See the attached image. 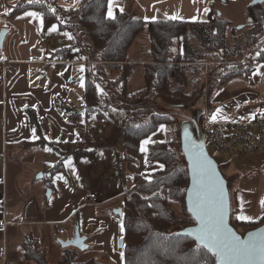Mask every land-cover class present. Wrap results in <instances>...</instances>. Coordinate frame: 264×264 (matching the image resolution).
Wrapping results in <instances>:
<instances>
[{
	"label": "crops",
	"instance_id": "1",
	"mask_svg": "<svg viewBox=\"0 0 264 264\" xmlns=\"http://www.w3.org/2000/svg\"><path fill=\"white\" fill-rule=\"evenodd\" d=\"M18 1L0 0V32L8 31L3 48L0 49V157L3 156L6 162V168L4 166L0 171V189L2 188V192H4L2 183L5 172L9 173L11 169V163L22 165L24 175L21 178L24 184H22L23 189H20L18 182V188L14 189L10 195L6 191L7 201H4V193L0 192V199L2 197V204L4 203L1 209L2 215L5 207L8 211L6 219L12 223L7 226L6 241L4 240L0 247L3 245L6 247L8 264H12L15 258L22 259L19 260L20 264H36L24 259L21 248V243L32 235L46 249L49 259L52 256L51 249L45 248L44 242H50L53 245L52 251L56 252L53 257L59 262L63 250L67 248L61 247L59 251H56L54 249V245H57L56 240L60 237L66 239L64 242L73 239L77 228L75 222H78L81 235L87 238L86 244L89 246L86 250L78 249L77 256H84L91 248L94 252L100 253L98 257L106 258V261H100V258L97 260L94 257L91 258L99 263L106 264L110 259V264H125L123 250L116 251L117 240L124 236V230L121 231L122 216L113 211L117 208H124L125 196L135 190L136 176L149 175L162 169L163 165L160 163L150 164L147 161L148 151L146 154L141 150L139 153L130 152L123 142L121 143V148L122 144L123 148L118 147L117 150L113 139H110V148H113L105 151L108 161L97 178H94L92 174L90 180L85 183L71 182L63 177L54 179L55 172L51 173L53 168L49 167L45 160L49 152H56L59 155L61 152L58 149L57 151H48L40 145L26 146L25 143L36 142L40 137L55 145L79 143L83 145L80 154L66 153L63 158H69L70 155L71 157L74 155L75 158L83 155V157L91 159L87 166L94 167L98 165L96 163L97 153L92 147L96 142H100L95 131L101 130L102 133H107L101 136L107 139L116 136L115 127H118L113 122L97 125L94 124V121L89 123L91 116L88 117L85 114L87 102L84 90L85 70L88 62L84 61L78 53L54 59L70 58L74 61L72 64L49 62L52 59L50 58L51 54L56 50L77 46L75 39H69L64 34H70L72 31L62 29L59 25H57L56 31H50L55 25L46 30L45 23L41 28L39 21H33L26 15L28 11L9 18L11 6ZM57 1L58 5L69 8L77 7L82 0ZM252 1L114 0L113 2V0H109L107 15L109 4L112 3L113 16L122 9L142 16L147 21L162 18L172 19V17L191 22L206 21L211 6L214 5L220 15L231 21L232 26L238 27L248 23V7ZM140 36L128 52L129 63L134 65L132 73L139 70L137 86L131 85L133 77L131 73L127 89H121L123 99L127 98V102L137 104H140L138 100L142 96L136 93L144 87L143 66L150 63L151 60L149 35L148 37L144 35L141 43L138 41ZM142 40L145 41L142 42ZM74 49L77 50L75 47ZM132 51H134V57L130 55ZM1 61L7 63L4 65ZM102 65L104 66L103 63ZM114 66L116 65L114 64ZM81 68L84 69L83 72L80 71ZM112 70L119 71L118 68ZM251 78H253L251 81L230 80L222 88L216 89L208 97L211 116L216 115V120L219 121H240L264 113V109H261L264 105L261 103L249 107L240 106L239 100L246 93L260 92L261 87L258 85L264 79V64L254 71ZM73 91L83 92L78 107L73 102L74 94H76ZM107 94H111V92ZM133 99L136 101H132ZM141 102L144 101L141 100ZM141 106L136 105L137 108ZM68 107L80 111L81 115L78 120L70 119L65 113V109ZM28 108L36 112L40 132L26 111ZM204 109L205 96L203 111ZM218 110H221L219 114ZM33 129H35V133H33ZM164 132L165 128L160 127L156 133L145 140L151 141L149 145L155 141H165ZM122 135V133H118L117 137ZM238 154L240 157L234 161V170L230 165L224 167L225 171L229 168V180L234 181L233 192L234 189H238L236 216L240 221H259L264 216V154ZM127 156H131L133 160L128 161ZM124 165L134 179L132 186L121 191L106 189L104 183L109 182L113 175L116 178L123 176L120 167ZM242 165H245L246 168L239 171L237 167ZM64 169H66L65 166ZM36 171L51 173L48 185L37 180ZM236 174L238 178L234 177ZM12 176L20 179V175L15 174L14 170ZM48 189L51 190L49 197H47ZM90 193H97L100 196L97 205L86 204L85 198ZM118 199H121V202L116 204ZM20 216L25 217L27 223L15 224ZM243 217L249 219H243ZM23 227H27L25 232H22ZM61 228L65 230L64 234H60ZM61 241L63 240H60V243ZM88 260L90 259H77L78 262Z\"/></svg>",
	"mask_w": 264,
	"mask_h": 264
},
{
	"label": "trees",
	"instance_id": "2",
	"mask_svg": "<svg viewBox=\"0 0 264 264\" xmlns=\"http://www.w3.org/2000/svg\"><path fill=\"white\" fill-rule=\"evenodd\" d=\"M108 3L109 0H82L77 7L66 8L58 5L57 0H41V3L19 0L11 6L8 17L14 18L23 12L35 11L43 16L46 30L53 25L72 31L76 28L81 30L86 41L75 38V43L82 54L80 57L88 62L84 83L87 102L85 114L99 119L110 116L112 122L122 130L128 151L139 153L143 140L156 133L161 126H168L170 137L165 141H155L148 147L147 161L150 164L160 163L163 168L149 175L136 176L135 190L124 198L122 250L125 264H218L215 256L205 247L198 246L191 237L179 234L181 229L195 223L185 203L189 174L180 145L182 128H177V120L169 115H147L146 109L141 107H118L109 99L110 94L109 98L106 95L105 101L112 109L107 110L108 113L98 109L96 104L100 102V93L97 87L99 83L106 86V82L104 70L97 62L103 63V68H118L120 73L115 84L122 85V89L126 90L134 68L129 63V49L147 31L151 60L143 66L145 85L136 94L145 96L148 91H156L193 102L197 97L193 85H189L190 91L185 93L177 84L183 83L184 74L196 68L203 70L197 63L209 61L214 58L213 54L220 61L244 58L239 64L220 68L214 80V91L234 78H251L254 71L264 64V4L249 5L248 16L251 22H248L246 30L239 32L237 27H231V21L218 13L214 5L211 6L208 20L191 22L170 18L147 21L128 11H119L114 18H110L107 15ZM51 9H55V13ZM73 20H77L78 25L72 23ZM249 48L252 49L245 56ZM73 53H78L74 47L62 48L53 52L50 58L68 57ZM142 100L146 99L143 97ZM26 111L40 132L36 112L29 108ZM65 113L72 120H78L81 115L80 111L69 107ZM25 144L40 145L45 149L56 146L42 137L36 142ZM63 146L75 147L76 154H80L83 148L79 143ZM126 159L133 160L131 156ZM61 169H64L63 161L51 173ZM237 190L234 189L231 197V223L243 233L264 224V216L259 221H240L236 216ZM174 203H178L180 208H175ZM75 224L78 227V222ZM21 248L26 261L50 264L46 249L34 236L27 237L21 243ZM77 253V248L64 249L58 264H102L94 259L78 262Z\"/></svg>",
	"mask_w": 264,
	"mask_h": 264
},
{
	"label": "rangeland",
	"instance_id": "3",
	"mask_svg": "<svg viewBox=\"0 0 264 264\" xmlns=\"http://www.w3.org/2000/svg\"><path fill=\"white\" fill-rule=\"evenodd\" d=\"M72 23H75L76 25H78V21L77 20H73ZM247 24L245 23L244 27L239 30V32H242L244 30L247 29ZM56 27H58L57 25H55ZM234 28H236V26H232ZM230 29L228 30V34H229V38H230ZM72 31V30H71ZM81 30H79L78 28L75 29V31H72L70 33L71 37L73 39L75 38H80V40L82 42H85L86 39L82 36V32ZM142 36H140L141 38L138 40L141 43V39H143V37H145L144 35H146V37H148V32L145 31L143 32V34H141ZM149 39V38H148ZM85 40V41H83ZM145 40H142V42ZM138 42V43H139ZM231 43V42H230ZM70 44V43H69ZM78 51L79 55L81 54L79 47L78 46H74ZM136 47V46H134ZM252 48H249L247 50V53L245 54V56L248 55L249 51ZM75 51V52H76ZM82 55V54H81ZM132 57H134V51L131 52L130 54ZM223 55V54H222ZM214 58L210 59L209 61L207 60L206 62L203 63H197L198 65H201L203 67V70L196 68L195 71H190L187 74L183 75L184 81L183 83H181L180 85L177 84V86H181V89H183L185 91V93L190 91V86L193 85V88L196 89V93H197V97L193 102L187 101L186 99H183L179 96H170V95H163L160 94L156 91H148L147 93H145V96H142L138 102H140V104L137 103H129L126 100H128L127 98L123 99L122 98V88L120 84H115L116 79H118V75L120 73V70L117 71H113L112 69L110 70H106V68L102 67V64L98 63V66L101 67L104 70L105 73V82H106V86H101V83L98 84V91L100 93V102L98 104H96V107L99 109H102L103 111H105V113L107 112V110L109 111V104L105 101V98H107L108 94L107 92H111L110 94V98L108 96L109 99H112L115 102V105H119L118 107H120L121 105H126V109L128 108H132L136 107V105H142L141 108L146 109L145 111H147V115H149L150 113H154V114H161V115H169L171 116L175 121L177 120L176 124H177V128L179 127L182 128L183 126H191V127H195V121H197L198 123L201 122V118L203 115V103H204V96H205V100H206V96L210 97L215 89L216 83H215V79H217L219 72H220V68L223 67L224 65L226 66H233L236 64L241 63L242 61H244V58L240 59V60H234L232 58H227L224 61H220L216 58V54H213ZM90 64H92L93 62H89ZM139 73V70H135L132 74V82L131 85L132 86H137V75ZM253 78H234L233 80H244V81H251ZM145 85V84H144ZM259 87H261L260 92L256 91V93H246L244 96L241 97V99L239 100L240 106L242 107H249V106H254L256 104H263L264 105V79L259 83L258 85ZM118 88V89H117ZM102 90V93L101 91ZM76 94H74L73 97V102L75 104V106H79V102L81 99V95H83V92L78 93L77 91H73ZM107 95V96H106ZM145 98L146 100L144 102H141L142 98ZM132 101H136L135 99H133ZM70 102V101H69ZM67 102V103H69ZM118 103V104H117ZM100 105H103L104 107H101ZM107 106V107H105ZM124 108V107H122ZM142 109V110H143ZM264 109V106L261 108ZM108 113V112H107ZM110 116H106V118L103 119H99L97 117H95L94 115L89 117V123L94 121V124H102V123H106L107 120H109V122H112L113 120L111 119ZM99 126V125H98ZM162 128H165V132H164V140H167L170 137V133L168 132V126L167 125H163L161 126ZM116 133H115V137H111V138H107L105 139V137H101L102 135H106L107 133H102V131L100 130L99 132L95 131L94 134L98 137L100 142H96V144H94V146L92 147L95 151H96V163L98 164L97 166L94 167H88V163L91 162V159H89V157H83V155H79L75 158V156L73 155V157L66 158L64 159L63 156L66 153H75V147H67V146H63V145H56L53 147H47L48 151H57V149L61 152V155H59L58 153L54 152H49V154L46 157V162L48 164V166L54 168L55 166L60 165V162L63 161V164L65 166L66 169L64 170H58L54 173V179L56 180L59 177H63L66 180H69L71 182H76V183H85L86 181L90 180V176H92V174L94 175V178H97L101 173H102V169L104 168L105 163H107L108 159L105 155V151H109L110 149H112L113 147L110 148V139H113L114 141V146H116V149L118 150V147L121 148V143H124V138L123 135L121 137H117L118 133H122V130L120 128H116ZM59 146V147H58ZM122 148H123V144H122ZM121 148V149H122ZM47 151V152H48ZM209 152L211 153V155L214 157V159L219 163L222 172L224 174V176L227 178L228 182H229V188L231 191V197H232V192H233V180H229V174H230V170L228 168L227 171H225V165L227 166H232L233 170H234V161H237V157H240L239 154L237 153V151L233 152V153H220V152H216L214 149H212L211 147H209ZM121 160L124 164V161L121 157ZM238 165V164H237ZM5 166L6 168V162L4 160L0 161V171H2L3 167ZM236 166V164H235ZM249 166V165H248ZM247 166V167H248ZM22 165L20 163H11V169L9 171V173L5 172V178L4 181L2 183V187L4 186V192H2V188L0 189L2 193H4L3 195L5 196L4 201H7V196H6V191L7 194L10 195V193H12V191L14 189L18 188V182L20 189H23L22 184H24L23 179L21 178L24 175V171L21 168ZM122 168V169H121ZM239 171H242L246 168L245 165H242L240 167H237ZM120 169L123 171V176L120 178H116L114 175L112 176V179L109 182H105L104 183V187L108 190H115V191H121L124 190L125 188H129L130 186H132L133 183V178L130 176V173H128V169L127 167L124 165L123 167H120ZM14 170L15 174L18 173L20 175V179H16V177L14 178L12 176V171ZM35 176L37 178V180H40L41 183H46L48 185L49 183V177H51V173H48V171H40L35 173ZM234 177L238 178V175L236 174ZM49 190V189H48ZM22 191V190H20ZM1 193V196H2ZM48 197V196H47ZM121 199H118L116 201V204L120 203ZM0 244H2V242L5 240L6 241V234H7V226L3 225V215H2V206H4V203L2 204V197L0 199ZM175 208L179 209L180 205L178 203H174ZM119 209V208H117ZM116 209H114L115 211ZM4 211H5V215L7 214V210L4 207ZM113 211V212H114ZM118 215V214H117ZM120 216V215H119ZM64 227H66V225H63ZM27 229V227H23L22 228V232H25V230ZM246 233L243 232L242 234ZM63 237V236H62ZM122 239V238H120ZM117 240V247H116V251L120 252L121 248H119V240ZM60 240L65 241L66 239H61L57 238L56 243L57 245H54V249L56 251H59V249H61V243ZM45 248H49L51 249L50 253H51V258L49 259L48 254V260L50 264H58L57 259H55L53 256L55 255V251H52L53 245H51V243L48 241L44 242ZM58 249V250H57ZM100 253L99 252H94L93 249H89L87 250L86 254H84V256H77V259L80 260H87V259H91V258H96V260L98 258H100V261H106V258L104 257H98ZM22 259H18L15 258V260L13 261L12 264H20V261ZM57 261V263H56ZM34 262V261H32ZM36 263V262H34ZM37 264V263H36ZM106 264H110V259L109 261H107Z\"/></svg>",
	"mask_w": 264,
	"mask_h": 264
},
{
	"label": "water",
	"instance_id": "4",
	"mask_svg": "<svg viewBox=\"0 0 264 264\" xmlns=\"http://www.w3.org/2000/svg\"><path fill=\"white\" fill-rule=\"evenodd\" d=\"M264 0H253L252 6L262 5ZM248 22H251V18H248ZM244 25H240L237 28L241 30ZM7 30L0 32V49L3 48ZM180 145L182 153L187 163V169L189 174V184L186 191L185 203L188 212L194 219L195 223L191 226L185 227L179 231L180 235L191 237L195 240L198 246L205 247L210 253L215 256L216 262L222 264L221 258L214 254L207 246L206 243L201 242L198 238L201 235L202 224L199 218L201 205L210 204L213 208L214 214L218 217H222V224L224 229L241 241H248L249 238L259 240L264 237V224L261 226L249 230L246 233H240L231 223L232 218V200L231 191L229 188V182L224 176L219 163L214 159L208 150L206 137L202 132L200 125L195 121V127L183 126L180 136ZM206 163L203 172L197 171L196 178L193 176V163L197 158ZM51 195V190H48L47 196ZM115 214L123 215V209L119 208L114 211ZM87 238L81 235L79 227L76 228L75 237L69 241H61L63 248L74 247L80 250H86L88 244H86ZM124 247L123 238L119 240V248ZM246 264H261L259 259H253L246 262Z\"/></svg>",
	"mask_w": 264,
	"mask_h": 264
},
{
	"label": "built area",
	"instance_id": "5",
	"mask_svg": "<svg viewBox=\"0 0 264 264\" xmlns=\"http://www.w3.org/2000/svg\"><path fill=\"white\" fill-rule=\"evenodd\" d=\"M49 62L72 64L74 61L70 58L56 59ZM6 64V61H1ZM202 132L206 137V143L209 147L220 153H237L243 155L264 154V113L257 114L251 119L240 121H219L213 120L211 110L208 104V97L205 100V109L199 123ZM4 162V157H0ZM86 204L97 205L100 196L97 193H90L85 198ZM3 225L12 224L7 221L5 211H3ZM14 223V222H13ZM27 223L25 217L20 216L15 224ZM60 234H64V229H60ZM6 247H0V264H8Z\"/></svg>",
	"mask_w": 264,
	"mask_h": 264
},
{
	"label": "snow or ice",
	"instance_id": "6",
	"mask_svg": "<svg viewBox=\"0 0 264 264\" xmlns=\"http://www.w3.org/2000/svg\"><path fill=\"white\" fill-rule=\"evenodd\" d=\"M33 0H29L32 3ZM36 3H41V0H35ZM114 2V0H113ZM112 3L109 4V17L114 18L112 11ZM55 13V9H51ZM121 11H123L121 9ZM28 17H31L33 21H39L41 28H43L44 18L43 16L35 11L26 12ZM176 19V17H172ZM56 26H53L50 31H56ZM69 39H72L71 35L64 33ZM259 55V53L257 54ZM81 72L84 71L83 68L80 69ZM258 74V70H257ZM83 87V83L81 84ZM102 93V90H100ZM221 110H218V114ZM217 116L212 117L216 120ZM35 133V129H33ZM151 141L144 140L141 145V152L147 153ZM147 162V161H146ZM206 163L199 157L193 163V176L196 178L197 171H204ZM199 218L202 224L201 235L198 237L201 242L206 243V246L214 252L215 255L221 258L222 264H246V262L253 259H259L261 264H264V237L259 240H254L249 238L248 241H241L238 237L229 234L226 229H224L222 224V217H218L214 214L213 208L210 204L201 205V210L199 213ZM243 219H249L248 217H243ZM123 225H121V231L123 232Z\"/></svg>",
	"mask_w": 264,
	"mask_h": 264
}]
</instances>
